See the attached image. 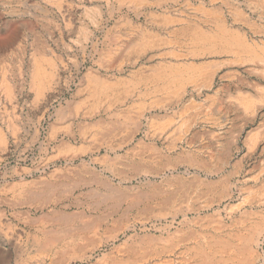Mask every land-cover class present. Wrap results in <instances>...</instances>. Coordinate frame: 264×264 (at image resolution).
<instances>
[{"label": "rangeland", "instance_id": "374dc122", "mask_svg": "<svg viewBox=\"0 0 264 264\" xmlns=\"http://www.w3.org/2000/svg\"><path fill=\"white\" fill-rule=\"evenodd\" d=\"M0 48V264H264V0H21Z\"/></svg>", "mask_w": 264, "mask_h": 264}, {"label": "crops", "instance_id": "0c3cea01", "mask_svg": "<svg viewBox=\"0 0 264 264\" xmlns=\"http://www.w3.org/2000/svg\"><path fill=\"white\" fill-rule=\"evenodd\" d=\"M21 0H1V9H6V10H9L10 8L14 9V10H18L19 9V4H20ZM205 19H207V17H205ZM244 23H248L249 21L245 18L244 19ZM6 22V23H5ZM2 23V22H1ZM5 24H7V20L4 21ZM219 61L215 62L214 64H212V68L215 72H218L219 71ZM236 68V65L231 68H229V70L227 71V73L229 74L231 71H234ZM236 72H233V73H230L229 75H231L230 77V81L228 83H224L223 85L224 86H232V85H236L237 84V81H234V78L236 77ZM240 84L242 86V88H249L250 84H254L253 81H250V79L247 77V76H242L241 79H240ZM246 93L248 94V90H246Z\"/></svg>", "mask_w": 264, "mask_h": 264}, {"label": "bare ground", "instance_id": "6f19581e", "mask_svg": "<svg viewBox=\"0 0 264 264\" xmlns=\"http://www.w3.org/2000/svg\"><path fill=\"white\" fill-rule=\"evenodd\" d=\"M3 42V41H2ZM11 43V42H10ZM14 46V45H13ZM9 47V46H8ZM12 47V46H11ZM4 48V47H3ZM6 48V47H5ZM13 48V47H12ZM1 49V48H0ZM2 50V49H1ZM6 52V51H5ZM5 60V59H4ZM3 60V61H4ZM2 63V62H1ZM5 63V62H4ZM0 65H2V64H0ZM0 67H2V66H0ZM4 67V66H3ZM6 67V66H5ZM6 76V75H5ZM171 180H172V178H171ZM182 182V181H181ZM186 185V184H185ZM165 187V186H164ZM159 188V187H158ZM172 190V189H171ZM165 192H167V191H165ZM165 196V195H164ZM168 196V195H167ZM159 198V197H158Z\"/></svg>", "mask_w": 264, "mask_h": 264}]
</instances>
